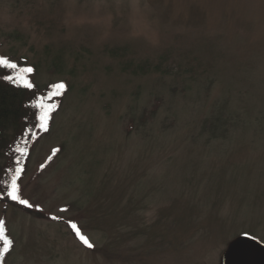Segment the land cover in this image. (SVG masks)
<instances>
[{"label": "rangeland", "instance_id": "obj_1", "mask_svg": "<svg viewBox=\"0 0 264 264\" xmlns=\"http://www.w3.org/2000/svg\"><path fill=\"white\" fill-rule=\"evenodd\" d=\"M0 59L39 101L65 86L23 147L30 206L0 158V264H219L238 236L264 244V0H0Z\"/></svg>", "mask_w": 264, "mask_h": 264}, {"label": "trees", "instance_id": "obj_2", "mask_svg": "<svg viewBox=\"0 0 264 264\" xmlns=\"http://www.w3.org/2000/svg\"><path fill=\"white\" fill-rule=\"evenodd\" d=\"M10 69L11 68L8 67L5 68V70ZM13 77L14 75L11 74L0 77V158L7 152V150L14 153L10 156L11 168L17 175L16 177H18V175L21 174H18L19 167L20 172H23L24 170V166L22 164L24 163L23 159L25 157L24 155H21V153L25 150L23 147L28 146L31 143L32 138L36 135L38 136V132L45 129H41L39 127L37 117L40 115L41 110L35 107L39 101V91L34 89V85L32 83L17 82ZM26 84L31 86L26 87ZM63 96L64 93L61 91L59 95L56 96L55 100L48 101L46 99L43 101L46 107L51 109L48 115L46 128L52 119L51 116L56 110L54 101H61ZM8 130H11V138H8L6 135ZM4 172V170L0 171V184L2 185L12 179L11 174L10 177H6L5 183V180L3 179ZM16 186L19 187L17 182ZM8 187L7 189L9 190L10 186ZM18 194L19 192L17 191V195ZM10 243L11 239H9V237L3 233L2 230H0V262L5 255L8 244L10 245Z\"/></svg>", "mask_w": 264, "mask_h": 264}, {"label": "water", "instance_id": "obj_3", "mask_svg": "<svg viewBox=\"0 0 264 264\" xmlns=\"http://www.w3.org/2000/svg\"><path fill=\"white\" fill-rule=\"evenodd\" d=\"M219 264H264V245L249 237H238L221 254Z\"/></svg>", "mask_w": 264, "mask_h": 264}, {"label": "snow or ice", "instance_id": "obj_4", "mask_svg": "<svg viewBox=\"0 0 264 264\" xmlns=\"http://www.w3.org/2000/svg\"><path fill=\"white\" fill-rule=\"evenodd\" d=\"M0 65H3L5 67H8V68H11V69H15L16 68V65L15 64H12L6 60H2L0 59ZM25 72H31L32 70L30 68L28 69H25L24 70ZM26 87H30L31 85H28L26 84L25 85ZM64 85L63 84H57L55 85V89H56V94H59L61 92V90L64 89ZM35 107L39 108L41 111H40V115L37 117L38 121H39V127L41 129H46V126H47V121H48V115L51 111L50 108L46 107V105L44 104L43 101H38L37 104L35 105ZM21 155H23V153H21ZM16 179L17 177H13V182H12V185L10 186V190L8 191L7 193V196L13 200V201H16L17 203L25 206V207H28L30 206L28 201L27 200H24V199H21L18 195H17V186H16ZM72 229L73 230H76V225L73 224L71 225ZM76 235L77 237L80 239V241L85 244L87 247L91 248L92 245L85 239V237L83 235H81V233L79 231H76Z\"/></svg>", "mask_w": 264, "mask_h": 264}]
</instances>
